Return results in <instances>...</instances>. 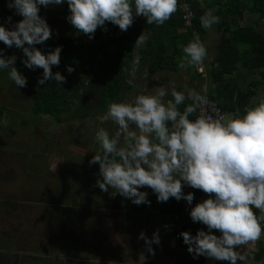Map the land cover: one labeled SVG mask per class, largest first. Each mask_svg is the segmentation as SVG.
<instances>
[{
	"label": "clouds",
	"instance_id": "obj_1",
	"mask_svg": "<svg viewBox=\"0 0 264 264\" xmlns=\"http://www.w3.org/2000/svg\"><path fill=\"white\" fill-rule=\"evenodd\" d=\"M65 3L70 13L67 22L89 40L95 38L98 29L107 32L108 23L127 32L137 17H143L150 25L162 26L179 7L178 0H7V7L22 19L11 29L0 24V42L8 49H20V62L27 69L43 70L38 85L45 86L52 80L61 86L67 82L59 71H52L61 63L62 46L46 54L36 47L53 36L47 19L40 15L41 7L48 9ZM183 7L187 9L188 5ZM214 11L209 9L200 17L202 28L208 30L219 24L220 17ZM5 23L11 24L12 17ZM147 40L148 35L141 33L135 45L141 47ZM182 51L179 68L204 71L208 49L198 33H193V39ZM16 62L15 54L9 56L0 49V70H8L18 89L25 88L27 77L17 69ZM66 71L72 74L75 69L67 66ZM208 91V83L200 91L186 84L184 91H178L173 82L170 92L158 86L153 94L142 92L110 103L97 119L101 124L111 121L117 130L114 134L104 127L96 130L94 139L99 151L89 166L99 165L96 187L104 193L112 190L113 198L118 194L136 206H151L149 193L140 191L142 188L151 189L158 203L174 198L189 206L195 195L185 194L184 188L202 191L208 198L191 207L189 215L193 223L202 224L207 230L199 229L195 235L189 231L179 233L188 253L193 259L205 257L227 264H247L248 249L264 238V97L258 103L253 98L252 106H246L242 116L236 114L225 121L223 116L206 114L209 105L213 112H219L215 103L210 104ZM169 95L171 99L166 100ZM186 100L191 103L181 111ZM197 110L200 114L190 119ZM253 209L261 214L258 216ZM138 240L144 241L145 251L154 257L152 245L161 244L159 229L151 239L141 231Z\"/></svg>",
	"mask_w": 264,
	"mask_h": 264
},
{
	"label": "trees",
	"instance_id": "obj_2",
	"mask_svg": "<svg viewBox=\"0 0 264 264\" xmlns=\"http://www.w3.org/2000/svg\"><path fill=\"white\" fill-rule=\"evenodd\" d=\"M184 1L193 5L196 14L193 27L184 25L183 12L180 10ZM178 5L177 12L162 26L155 23L150 25L144 19L114 41V48L102 40L103 34L118 27L110 23L106 24L107 32L98 29L92 40L78 33L37 45L41 51L43 47L64 45L61 63L59 67L53 66L52 71H59L67 82L61 86L52 80L44 86L30 81L27 87L20 89L13 83V101H29L31 116L36 119L50 117L60 124L85 99L87 91L91 93L98 90L100 96L104 97L119 94L125 73L137 49L135 42L141 33H153L152 39L142 50L143 57L150 62V70L173 69L184 56L183 46L193 39V30L204 42L207 30L201 27L200 17L209 9H214V14L220 17L217 26L223 37L213 64L215 87L210 88L209 92L224 111L240 109L243 114V108L256 96L254 89L258 86L257 78L264 79V34L259 30L260 26H264V0H178ZM63 6L60 19L67 21L66 17L70 14L67 3ZM7 55L10 56L9 52ZM67 66L73 67L75 71L68 74ZM16 67L26 77L36 74L42 78V69L32 71L17 63ZM0 80H10L8 70H0ZM196 113L189 118H194ZM74 115L75 113L71 114ZM25 122L27 121L23 123ZM178 204L173 211L168 210L179 214L182 200ZM253 210L258 216L261 214L259 210ZM263 256L264 251L258 255L259 259Z\"/></svg>",
	"mask_w": 264,
	"mask_h": 264
},
{
	"label": "crops",
	"instance_id": "obj_3",
	"mask_svg": "<svg viewBox=\"0 0 264 264\" xmlns=\"http://www.w3.org/2000/svg\"><path fill=\"white\" fill-rule=\"evenodd\" d=\"M58 18L57 25L59 26H61L63 22H67L60 19V12ZM62 29L63 32L60 34L61 37L59 38L75 35L71 34L64 36V28ZM259 30L264 34V30L260 27ZM147 35L148 40L146 43L152 39L153 33H148ZM222 37L223 33L219 31L217 24L207 30L204 40L208 49L205 64L206 77L198 74L195 67L181 69L178 66L179 64L174 66L173 69L164 68L151 71L149 60L145 59L142 55V50L146 44L137 47L117 96L104 97L100 96L98 90L91 93L87 91L85 99L80 101L79 105L75 106V109L71 111V114L75 113V115L68 119L65 117V120L60 123L66 128L63 134L69 133V135H71V137H69L70 143H75L73 144V146H75L74 151H76L75 156H77L78 150L83 149V159L70 156L69 168L67 170L69 172V175H67L68 180L67 182H62L63 184H60V187L66 193L68 203L70 202V204H72L71 202L73 200L77 205L80 202L83 203V206H78L77 209H74L73 206L70 209L71 213H76L77 216L84 213L85 216L84 249L81 250L77 248L78 251H81L76 252V254L74 253L75 255H73V257L63 255L66 257L61 259L65 260V262L61 264H70L71 260L80 261V264H109L107 259L98 256L99 253L111 255V250L109 249V251H107L109 247L115 249V257L111 260L114 261L116 259L117 263L115 264H227V262L208 260L205 257L193 259L192 255L188 253L187 245L183 243V239H181L176 250L170 249L169 241L171 231L169 223L175 220V216L178 215L173 214L172 211L179 206L178 203L181 201L177 202L174 198H170L167 203H158L156 195L152 193L151 189L147 188H142L140 191H147L149 193L148 199L151 201V206H136L132 204L130 200L118 194L113 198L111 195L112 190L108 193H104L96 187L99 165L89 166V161L92 159L93 155L99 151V145L94 139L96 130L100 127H104L110 134H114L117 130V126L111 121L101 124L97 119L98 116L107 111L110 103L130 99L142 92L144 94H153V89L158 86H163L170 92L173 82L178 91H184L185 84L189 88H194L197 91H200L201 86L205 83H208L209 89L214 88L215 82L212 77L213 64L219 54ZM137 57L139 58L138 62ZM256 81L258 86L254 89L256 92L254 98H257L256 102L258 103L259 98L264 97V79L257 78ZM145 84L147 89H145ZM165 99H171V96L169 95L165 97ZM189 103H191V101L186 100L185 104L180 106L181 111H183V108ZM252 104L253 99L247 106H252ZM73 128H75V130ZM72 131H75V133ZM57 134H59V132ZM82 136L85 137V139H82ZM74 139L77 140L73 142ZM58 160L59 159L56 161ZM207 198L208 197L202 193L195 196L192 206H189L187 210L183 231H189L192 235H195L199 229L207 230L204 225L193 223L189 215L191 207H194L196 203L202 202V200ZM98 225H100V227H98ZM165 225H168V228H165ZM156 229H159L161 244L152 245L155 250V256L153 257L145 251L144 241L138 240V236L141 231H144L146 236L151 239ZM79 231H81V228ZM98 231L107 232L105 235L109 234L108 236L110 237V239L108 237V240L107 238L103 239V237H101L102 240L106 241L103 247L99 245L101 240L100 237L93 235ZM214 234L219 235L218 232ZM76 238L79 239L78 236H76ZM71 240H75V237L73 236ZM259 244L261 245L260 250ZM73 246L74 244L70 247ZM243 251H247V249L244 248ZM262 251H264V238L257 241L253 248L248 249L247 264H263L264 256L260 259L258 257ZM81 252H86L90 259L82 258L80 255ZM58 258L60 257H54V259ZM237 264H242V262L238 261Z\"/></svg>",
	"mask_w": 264,
	"mask_h": 264
},
{
	"label": "rangeland",
	"instance_id": "obj_4",
	"mask_svg": "<svg viewBox=\"0 0 264 264\" xmlns=\"http://www.w3.org/2000/svg\"><path fill=\"white\" fill-rule=\"evenodd\" d=\"M63 8V5L48 9L41 7L40 15L47 19L53 30L51 39L61 37L62 28L64 36L79 33L68 22L62 21V27L57 25L59 12L61 15ZM9 16L12 17L11 24L5 23ZM21 19L22 17L14 14V10L7 7V0H0V24L11 29ZM260 28L264 30V26ZM0 49H4L6 55L7 52L15 54L16 63L22 64L20 61L23 53L20 49H8L2 42ZM38 78L41 76H27L28 82L33 83ZM13 83L11 80H0V250L3 249L12 258L6 264H11L13 259L21 264H51V257H60L58 261L65 262L61 258L73 257L76 252L84 249L85 216L84 213L78 216L71 213L73 206L77 209L83 203L77 205L74 200L71 202L73 205L68 203L66 193L57 183L67 182L70 156L83 159V149L78 150L75 156V143H70L69 133L63 134L66 128L62 124L50 117L36 119L31 116L29 101H13ZM69 117L71 114L66 119ZM228 119L230 116L226 115V121ZM24 121L27 122L23 123ZM60 134L65 137L62 138ZM57 159L59 160L56 161ZM106 233L98 231L93 234L100 237L101 247L106 243L101 237L108 240L109 234L105 235ZM73 236L75 240H71ZM260 247L259 244V250ZM77 248L81 250L78 251ZM109 249L111 255L99 253L98 256L108 261L113 260L115 249L109 247L107 251ZM5 253L0 251V259ZM80 255L90 259L86 252H81ZM114 262L117 263V260Z\"/></svg>",
	"mask_w": 264,
	"mask_h": 264
},
{
	"label": "built area",
	"instance_id": "obj_5",
	"mask_svg": "<svg viewBox=\"0 0 264 264\" xmlns=\"http://www.w3.org/2000/svg\"><path fill=\"white\" fill-rule=\"evenodd\" d=\"M185 4L188 5L187 9H185L183 7V5H185ZM180 10L183 12L184 25L186 27H193V21L196 18V14H195V11L193 9L192 3L188 2V1L182 2L181 6H180ZM142 20H144L143 17H137L135 22H134V24L132 25V27L134 25L140 23ZM132 27H130V28H132ZM193 31H194V33H197L195 30H193ZM125 33L126 32H121L119 30V28L117 27V28L111 30L110 32H107V33L103 34L102 40H103L104 43H108L111 46V48H114L113 42L116 41L117 39H119L120 37H122L123 35H125ZM58 46H62V48H63L64 45L61 44V45H58ZM55 47H57V46H53V47H50V48L43 47V51L42 52H44L46 54L50 49L54 50ZM205 64H206V59H205L204 64H203V69H204L203 72L199 71L195 67L196 70H197V73L202 75V76H204V77L207 76ZM207 97H208V100L210 101V104L211 103H215L216 107L219 109V112L215 113V112H213L211 106L209 105L206 108V114L207 115H213L214 118H218L219 116H223L225 121H226V115H229L230 119L233 118L236 114H239L240 116H242V113H241L240 109H236L235 111H231V112L224 111L222 109V107L220 106V104L211 97L209 91L207 93ZM244 108H243V110H244ZM199 114H200V112H199V110H197L196 116L194 118H192V120L196 119V117ZM184 192H185V194H187L188 192H194L195 196L197 194H199V193L204 194L202 191L194 190V189H191L189 187H185L184 188ZM188 208H189V205H187V203L185 201H183V207H182L181 213L176 215L175 218H174L175 220L170 221V223H169V228H170V231H171L169 247H170L171 250H176L178 248V245H179L181 239H182V237L179 236V233H181L183 231V226H184L185 219H186V216H187Z\"/></svg>",
	"mask_w": 264,
	"mask_h": 264
},
{
	"label": "flooded vegetation",
	"instance_id": "obj_6",
	"mask_svg": "<svg viewBox=\"0 0 264 264\" xmlns=\"http://www.w3.org/2000/svg\"><path fill=\"white\" fill-rule=\"evenodd\" d=\"M60 135H61L62 138L65 137L63 134H60ZM39 160H41V159H39ZM42 168H43V167H42ZM63 173H64V172H63ZM61 176H63V175H61ZM61 182H63V181H61ZM57 186L60 187V184L57 183ZM61 189H62V188H61ZM62 191H63V189H62ZM66 200H67V198H66ZM2 250H3V249H2ZM2 250H0V251L5 253V251H2ZM20 254H21V253H20ZM8 255H9V253H5L4 256L1 257V259H0V264H6V263H7V260H8L9 262H10V260H12V258L9 257ZM21 255H22V256H27V255H23V254H21ZM50 259L52 260L51 264H61V263H62V262H59L58 259H53L52 257H51ZM13 261H14V259H13ZM39 263H40V262H39ZM40 264H41V263H40Z\"/></svg>",
	"mask_w": 264,
	"mask_h": 264
},
{
	"label": "water",
	"instance_id": "obj_7",
	"mask_svg": "<svg viewBox=\"0 0 264 264\" xmlns=\"http://www.w3.org/2000/svg\"><path fill=\"white\" fill-rule=\"evenodd\" d=\"M70 262H72L73 264H80V261H74V260H71ZM11 264H21V262H16V261L14 260Z\"/></svg>",
	"mask_w": 264,
	"mask_h": 264
}]
</instances>
